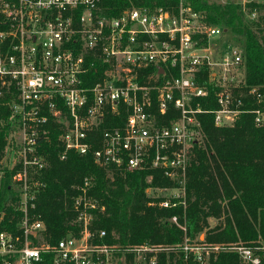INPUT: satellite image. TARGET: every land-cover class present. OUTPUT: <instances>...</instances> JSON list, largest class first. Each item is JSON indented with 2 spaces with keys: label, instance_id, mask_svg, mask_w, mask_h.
Returning a JSON list of instances; mask_svg holds the SVG:
<instances>
[{
  "label": "built area",
  "instance_id": "2783aa9c",
  "mask_svg": "<svg viewBox=\"0 0 264 264\" xmlns=\"http://www.w3.org/2000/svg\"><path fill=\"white\" fill-rule=\"evenodd\" d=\"M100 1L0 0V88L12 95L0 178L14 171L21 213L17 234L1 229L0 217V264H126L128 255L130 264H158L156 253L164 249L105 241L106 229L93 228L98 203L88 180L70 197L75 231L56 240L49 235L37 211L44 183L35 174L48 163L41 147L52 131L64 147L61 158L70 150L92 151L104 166L183 177L178 186L148 188L163 197L161 206L171 207L185 202V171L195 143L205 137L202 114L211 113L218 127L235 125L243 113L264 125V109L249 108L241 97L247 90L264 100L260 86L247 84L245 46L234 43L231 27L208 22L192 0H179L176 10L131 7L117 16L101 14ZM230 1L241 6L246 22L264 17V0L207 2ZM122 109L125 122L103 129L107 115ZM180 248L203 264L204 253L219 246L185 238ZM232 248L244 261L261 264L251 247Z\"/></svg>",
  "mask_w": 264,
  "mask_h": 264
},
{
  "label": "trees",
  "instance_id": "16d2710c",
  "mask_svg": "<svg viewBox=\"0 0 264 264\" xmlns=\"http://www.w3.org/2000/svg\"><path fill=\"white\" fill-rule=\"evenodd\" d=\"M207 1L192 0V3L206 12L208 22L231 27L244 36L247 84L260 86L264 94V17L246 22L239 4ZM178 4L179 0H101L99 3L100 13L108 16H117L131 7L163 6L176 10ZM242 93L246 106L264 109V100L259 101L247 90ZM11 97L7 89L0 88V168L11 128ZM204 106L209 105L204 103ZM126 119L124 109L108 114L102 128L121 125ZM201 119L205 137L195 143L185 171V202L177 199V204L171 207L161 206L163 197L150 195L148 188L178 186L183 177L171 179L153 168L129 171L104 166L97 163L92 151L80 154L70 150L61 158L64 147L58 131H52L50 141L41 147L48 163L35 174L44 183L37 211L45 219L49 235L56 240L75 231L70 197L79 191L78 185L88 180L91 183L88 191L98 203L93 228L106 229L105 241L163 247L156 253L158 264H199L180 247L185 238L200 240L204 233L200 242L226 247L211 252L209 264H251L242 261L239 253L232 250V246L238 245L251 247L264 264V125H256L252 113L241 114L235 125L229 127L216 126L211 113L202 114ZM100 138L98 131L94 148L99 146ZM13 173L6 170L0 178V217L3 216L1 229L17 234L21 213L17 210ZM152 201L155 203L150 204ZM173 216H177L178 222L172 220ZM211 218L217 219L215 225H211ZM131 260L128 255L126 264ZM41 264L50 263L45 260Z\"/></svg>",
  "mask_w": 264,
  "mask_h": 264
},
{
  "label": "rangeland",
  "instance_id": "374dc122",
  "mask_svg": "<svg viewBox=\"0 0 264 264\" xmlns=\"http://www.w3.org/2000/svg\"><path fill=\"white\" fill-rule=\"evenodd\" d=\"M227 35V34H226ZM241 34H237L236 32H234V37H235V44L236 45H240L241 43H242V39L244 38V36H240ZM237 36L239 37V38H237ZM240 39V40H239ZM243 44V43H242ZM6 163H7V155H3V158H2V160H1V168L3 167V166H5L6 165ZM164 193H166V191H161L160 189H157L156 191H155V194H164ZM210 223H211V225H215L216 223H217V219H215V218H211L210 219ZM204 237H205V234L204 233H201V235L199 236V238H200V240L202 241V240H204ZM220 248H222V249H226V247H219V249H212V250H209V253H205V256H206V258H205V261L203 262V264H209V260H210V254H211V252H217V251H219L220 250ZM232 250H235V249H233L232 248ZM236 251V250H235ZM240 255V254H239ZM241 256V255H240ZM242 261H244V260H242ZM245 263H248V262H246V261H244Z\"/></svg>",
  "mask_w": 264,
  "mask_h": 264
}]
</instances>
